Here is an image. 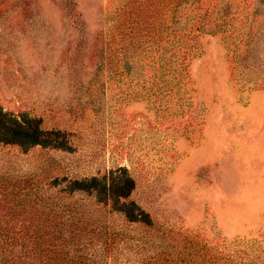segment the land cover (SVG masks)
<instances>
[{"label":"rangeland","instance_id":"obj_1","mask_svg":"<svg viewBox=\"0 0 264 264\" xmlns=\"http://www.w3.org/2000/svg\"><path fill=\"white\" fill-rule=\"evenodd\" d=\"M233 1L200 0L171 18L164 0H0V107L68 142L0 145V194L47 198L56 179L126 174L130 200L153 220L131 231L147 247L264 264V6ZM64 199L108 226L80 242L99 258L153 253L122 241V218L91 197ZM72 208L54 222L81 226Z\"/></svg>","mask_w":264,"mask_h":264},{"label":"trees","instance_id":"obj_2","mask_svg":"<svg viewBox=\"0 0 264 264\" xmlns=\"http://www.w3.org/2000/svg\"><path fill=\"white\" fill-rule=\"evenodd\" d=\"M164 1L167 11L170 12L167 16L173 18L176 16L174 10L179 11L180 8L189 6L195 11L196 3L200 0ZM259 3L264 6V0H260ZM231 9L232 6L228 5L226 12L230 13ZM198 25L199 22L195 21L190 28L183 30L182 42L198 30ZM180 41L179 39V44ZM184 48L186 46L183 44L178 47L179 50ZM188 53L186 50L181 59L183 63L188 58ZM67 144V139L61 132L44 130L41 127V120L16 116L0 107V145L16 146L27 152L38 146L66 150ZM65 182L66 184L63 185ZM134 188V180L124 174L112 184L97 177L83 180L64 179L61 183L56 179L51 183V189L58 190L47 198H43L42 195L39 199L28 200L26 197L16 198V194L12 192L0 194V264H116L112 257L99 258L91 249L80 243L83 237L96 234L97 231L107 232L108 226L90 225L85 219V211L79 212L70 204L68 207L76 212L73 218L82 219V225L74 228L72 227L74 224L69 225L68 222H54L57 218H62L69 209L64 198L69 199L74 194L89 196L94 206L108 210L111 216L115 214L120 216L125 224L120 234L122 241L135 240L141 253L153 249L150 255L143 256L133 263L124 264H201L196 258L194 259L192 256L194 254L188 255L189 258L182 257L178 250H173L174 244L171 255H166V245L163 243H153L147 247L146 244L150 241L143 239L144 236L131 235L132 230L152 229L154 226L150 215L130 200ZM28 206L32 210H26ZM215 264H219L218 260Z\"/></svg>","mask_w":264,"mask_h":264}]
</instances>
